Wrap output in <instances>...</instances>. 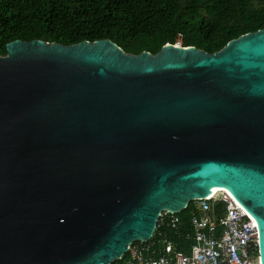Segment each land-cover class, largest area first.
<instances>
[{"label": "water", "instance_id": "obj_1", "mask_svg": "<svg viewBox=\"0 0 264 264\" xmlns=\"http://www.w3.org/2000/svg\"><path fill=\"white\" fill-rule=\"evenodd\" d=\"M0 56V264H108L227 190L264 264V28L207 54L14 40Z\"/></svg>", "mask_w": 264, "mask_h": 264}, {"label": "trees", "instance_id": "obj_2", "mask_svg": "<svg viewBox=\"0 0 264 264\" xmlns=\"http://www.w3.org/2000/svg\"><path fill=\"white\" fill-rule=\"evenodd\" d=\"M263 28L264 0H0V56L14 40L69 46L103 39L132 55H153L177 40L212 54ZM214 208L222 215L224 204ZM190 214L191 202L177 225L158 226L149 242L157 249L160 235L185 252Z\"/></svg>", "mask_w": 264, "mask_h": 264}, {"label": "built area", "instance_id": "obj_3", "mask_svg": "<svg viewBox=\"0 0 264 264\" xmlns=\"http://www.w3.org/2000/svg\"><path fill=\"white\" fill-rule=\"evenodd\" d=\"M174 45L180 46L179 40ZM218 202L224 204L222 215L214 208ZM178 214L160 212L153 233L158 226L177 225ZM189 225L192 236L185 252L159 235L157 249L150 240L132 242L125 253L108 264H259L256 224L229 196L216 194L191 201Z\"/></svg>", "mask_w": 264, "mask_h": 264}, {"label": "bare ground", "instance_id": "obj_4", "mask_svg": "<svg viewBox=\"0 0 264 264\" xmlns=\"http://www.w3.org/2000/svg\"><path fill=\"white\" fill-rule=\"evenodd\" d=\"M221 192H226L228 194V196L231 198V196L229 195V192L227 190H217V189H214L213 192L209 195V197L215 196L216 194H219Z\"/></svg>", "mask_w": 264, "mask_h": 264}, {"label": "rangeland", "instance_id": "obj_5", "mask_svg": "<svg viewBox=\"0 0 264 264\" xmlns=\"http://www.w3.org/2000/svg\"><path fill=\"white\" fill-rule=\"evenodd\" d=\"M219 194H225V195H227V196H228V194H227L226 192H221V193H219Z\"/></svg>", "mask_w": 264, "mask_h": 264}]
</instances>
